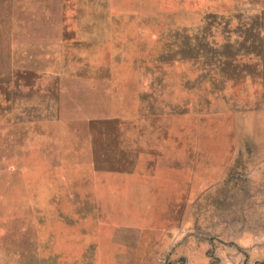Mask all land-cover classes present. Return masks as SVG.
<instances>
[{
    "label": "rangeland",
    "instance_id": "1",
    "mask_svg": "<svg viewBox=\"0 0 264 264\" xmlns=\"http://www.w3.org/2000/svg\"><path fill=\"white\" fill-rule=\"evenodd\" d=\"M196 30L243 38L222 80ZM243 52L264 61V0H0V264H264Z\"/></svg>",
    "mask_w": 264,
    "mask_h": 264
},
{
    "label": "trees",
    "instance_id": "2",
    "mask_svg": "<svg viewBox=\"0 0 264 264\" xmlns=\"http://www.w3.org/2000/svg\"><path fill=\"white\" fill-rule=\"evenodd\" d=\"M182 33L184 34L185 30L183 32H181V34ZM201 34L202 33H199L197 30L193 31L192 35L188 38L189 43L193 47H196L198 40H200V41H203L206 45H210V47L215 51V52L214 51L213 52L215 53V56H216L215 59L216 60L214 59L215 61H213L212 64H210V62L207 63V62L202 60L205 63V65H202V66H204V68L199 67V69L202 70V73L209 74L210 80H222L223 79L222 72H220L219 70L216 69L217 68L216 66L218 65L219 61L224 58V56L221 55L223 52L222 49L230 47V46L235 47V48H233V52L230 54L229 59L227 58L228 60L233 61V58H235L237 51L238 50L240 51V49L242 48L244 40H243V38H241L239 40L237 38H233L232 40H229L226 38L223 43L216 44V43L212 42L211 39H209L208 37L205 38L204 34H202V35ZM238 54H240L239 55L240 59H238L236 62L240 61L243 63H250L252 66H254V68L256 67V68L262 69V66L264 64L263 56L259 55V57H258V56H256L257 54H255L253 57H251V56L245 57L247 55V53H244V52L238 53ZM224 59L227 60L226 57Z\"/></svg>",
    "mask_w": 264,
    "mask_h": 264
},
{
    "label": "water",
    "instance_id": "3",
    "mask_svg": "<svg viewBox=\"0 0 264 264\" xmlns=\"http://www.w3.org/2000/svg\"><path fill=\"white\" fill-rule=\"evenodd\" d=\"M245 9H246V8H244L242 11H244ZM240 15L243 16L244 14H243L242 12H240ZM253 15L256 16V17H259V16L261 15V11L257 10V11L254 12ZM258 32H261V28H259V27L257 28V33H258ZM209 35H210V34L207 33V34H206V38H207Z\"/></svg>",
    "mask_w": 264,
    "mask_h": 264
}]
</instances>
